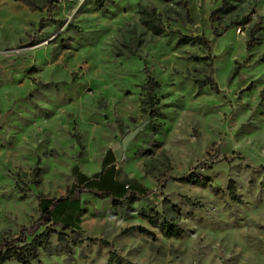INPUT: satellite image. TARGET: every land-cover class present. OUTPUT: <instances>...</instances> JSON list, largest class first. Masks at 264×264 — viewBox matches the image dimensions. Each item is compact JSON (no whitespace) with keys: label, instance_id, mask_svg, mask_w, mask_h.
<instances>
[{"label":"rangeland","instance_id":"rangeland-1","mask_svg":"<svg viewBox=\"0 0 264 264\" xmlns=\"http://www.w3.org/2000/svg\"><path fill=\"white\" fill-rule=\"evenodd\" d=\"M221 1L0 0V242L99 173L110 151L106 169L150 193L122 209L90 194L77 210L66 201L52 221L69 256L50 236L29 264H106L110 252L130 264H264V0H226L233 9L209 22ZM139 6L164 34L141 25ZM178 34L208 48L176 46ZM148 77L160 118L140 113ZM207 77L216 93L194 83ZM191 172L208 185L176 181ZM151 211L181 236L139 218Z\"/></svg>","mask_w":264,"mask_h":264},{"label":"trees","instance_id":"trees-1","mask_svg":"<svg viewBox=\"0 0 264 264\" xmlns=\"http://www.w3.org/2000/svg\"><path fill=\"white\" fill-rule=\"evenodd\" d=\"M17 1V0H14ZM95 7L102 9L111 0H92ZM164 2H173L175 0H163ZM241 1V0H237ZM233 8L226 5V0H222L219 8L211 12L209 16V22H213L212 19L215 16L221 15L226 11H231ZM139 21L141 25L147 29L153 36H160L164 34V29L161 26L160 17L154 9L138 7ZM243 23V22H242ZM176 34V33H175ZM214 36H218L213 32ZM252 34L246 44L248 50L253 43ZM184 45H199L203 48H208V42L201 36L188 37L178 34L176 40V46ZM194 83L199 87L208 86L213 92H217V87L210 77L203 78L201 80H194ZM159 87L158 83L152 78L148 77L146 83L141 90L145 92V96L140 101L139 109L140 113H148L151 118H160L161 114L157 108L158 102L153 97L154 91ZM113 163V157L110 151H108L101 163V171L94 174L91 178L80 176V184L72 188L67 196L59 199L47 200L44 203H40V212L38 218L27 228L22 231L16 238L0 242V264H4L7 261L14 260L16 264H29L30 261H38V252H47L49 250V238L55 236L58 244L63 248L65 255L69 256L70 248L67 240V236L62 232H56L53 228L56 224L52 221L54 213H60L65 206H72L73 210L78 209V198L80 194H90L96 198L110 199L113 208L122 209L127 205L131 199H142L146 197L150 191L125 185L121 182L113 180L112 170L106 169L107 166ZM203 169L208 170L209 167L202 166ZM34 173H37V169H34ZM182 184L195 185L199 187H205L208 185L209 180L203 176L196 175L194 172L187 174L176 180ZM228 194L232 199H235L234 186L232 183L227 185ZM68 201V205L66 203ZM139 218L146 222L151 228L157 227L158 220L161 221L160 235L165 238L178 239L181 236V230L174 224L168 223L158 213L151 211L150 216L139 214ZM75 225L78 220H74ZM61 231L71 230L70 225H62L59 227ZM138 232L140 234H148L141 228H130L128 232ZM122 234H126L122 232ZM30 237V241L26 243L25 238ZM106 264H130L122 263L121 259L116 257L113 252L108 254Z\"/></svg>","mask_w":264,"mask_h":264},{"label":"crops","instance_id":"crops-1","mask_svg":"<svg viewBox=\"0 0 264 264\" xmlns=\"http://www.w3.org/2000/svg\"><path fill=\"white\" fill-rule=\"evenodd\" d=\"M112 154V153H111ZM112 157H113V155H112ZM113 162H114V158H113ZM113 180H115L116 182H121V181H118L115 177H114V175H113ZM122 183V182H121ZM126 185V184H125ZM132 186V185H131ZM134 187H136V186H134ZM136 188H140V187H136Z\"/></svg>","mask_w":264,"mask_h":264},{"label":"water","instance_id":"water-1","mask_svg":"<svg viewBox=\"0 0 264 264\" xmlns=\"http://www.w3.org/2000/svg\"><path fill=\"white\" fill-rule=\"evenodd\" d=\"M1 123H2V119L0 118V125H1Z\"/></svg>","mask_w":264,"mask_h":264}]
</instances>
